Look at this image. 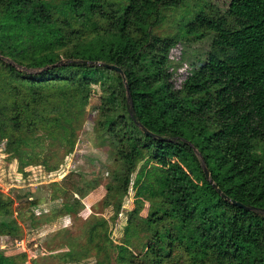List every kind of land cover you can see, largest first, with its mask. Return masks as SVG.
Returning <instances> with one entry per match:
<instances>
[{"label":"trees","instance_id":"trees-1","mask_svg":"<svg viewBox=\"0 0 264 264\" xmlns=\"http://www.w3.org/2000/svg\"><path fill=\"white\" fill-rule=\"evenodd\" d=\"M188 1L0 0V55L11 60L0 57V156L23 174H59L94 108L113 163V220L123 208L114 191L136 189L117 239L107 229L91 237L108 264H264V0ZM177 11L173 30L159 32ZM178 44L194 59L182 89L171 80ZM107 64L123 68L132 103ZM197 152L222 193L256 209L225 198ZM11 203L0 191V213ZM17 233L15 219L0 218L1 235Z\"/></svg>","mask_w":264,"mask_h":264},{"label":"rangeland","instance_id":"rangeland-1","mask_svg":"<svg viewBox=\"0 0 264 264\" xmlns=\"http://www.w3.org/2000/svg\"><path fill=\"white\" fill-rule=\"evenodd\" d=\"M199 1L189 0V7L186 8L196 7ZM209 1L222 7L230 2ZM180 16L181 11L169 15L159 32L172 31ZM203 49L202 43H195L190 52L195 51L198 56ZM170 55L176 61L171 75L174 89H182L185 78L194 68L190 61L194 59L189 53L183 52L180 44L172 48ZM92 110L94 108H88L83 128L74 137L72 154L66 157L63 166L57 171L59 174L45 171L40 165L37 168L28 167L29 172L23 174L19 172L18 162L10 156H0V191L12 201L9 207L11 214L1 212L0 218L15 219L20 227V234L16 236L0 234V253H4L14 264L109 263L103 250H98L94 243L97 239L95 233L98 232L103 239L107 229L112 238L117 239L126 223L127 210L134 206L136 189L130 188L128 194L118 189L114 191L115 195L123 199L121 213L114 221L113 206L104 202L107 193L104 184L113 163L108 148L98 141L97 130L93 129L95 117ZM65 178L75 185V189H67ZM95 182L98 184L93 188L91 185ZM28 201H35V204L30 205ZM65 203L71 205L72 212L65 209ZM91 237H94V241ZM102 243L106 245L104 241ZM71 249L79 251V255H87L77 261L66 260L63 255ZM110 264H117L115 258Z\"/></svg>","mask_w":264,"mask_h":264},{"label":"water","instance_id":"water-1","mask_svg":"<svg viewBox=\"0 0 264 264\" xmlns=\"http://www.w3.org/2000/svg\"><path fill=\"white\" fill-rule=\"evenodd\" d=\"M0 57L1 58H3V59H5V60H7V61H11L9 58H7V57H4V56H2V55H0ZM68 60H62V61H60V63H65V62H67ZM85 62H89L88 60H84ZM100 63V62H99ZM14 64H16V63H14ZM101 64V63H100ZM106 66H108V67H110V68H112V69H115L117 72H119L121 75H122V77H123V79H124V82H125V84H126V87H127V97H128V101L130 102V103H132V97H131V94H130V92H129V88H128V85H127V81H126V76H125V72H124V70H123V68H121L120 66H118V65H115V64H112V65H106ZM141 127H142V129L146 132V133H148V134H150V135H154L151 131H149L146 127H144V126H142L141 125ZM198 153V155L200 156V159H201V162H202V167H203V170H204V173H205V175H206V178L218 189V191L225 197V198H227L228 200H230V201H232L233 203H235L236 205H239V206H241V207H245V208H248V209H256V208H254V207H250V206H247V205H245V204H243L242 202H238V201H236V200H231L230 198H228L224 193H222L221 192V190L219 189V187L217 186V184L214 182V180H213V178L211 177V172H210V170H209V168L207 167V165L205 164V162H204V159H203V156L201 155V153H199V152H197Z\"/></svg>","mask_w":264,"mask_h":264}]
</instances>
